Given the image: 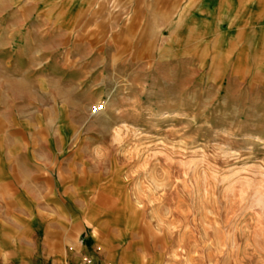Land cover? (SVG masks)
<instances>
[{
    "label": "crops",
    "instance_id": "crops-1",
    "mask_svg": "<svg viewBox=\"0 0 264 264\" xmlns=\"http://www.w3.org/2000/svg\"><path fill=\"white\" fill-rule=\"evenodd\" d=\"M107 66L245 106L264 94V0H0V264L158 262L122 172L71 121Z\"/></svg>",
    "mask_w": 264,
    "mask_h": 264
},
{
    "label": "rangeland",
    "instance_id": "rangeland-1",
    "mask_svg": "<svg viewBox=\"0 0 264 264\" xmlns=\"http://www.w3.org/2000/svg\"><path fill=\"white\" fill-rule=\"evenodd\" d=\"M99 71L102 99L71 121L89 160L122 172L156 264H264V94L237 107L140 66Z\"/></svg>",
    "mask_w": 264,
    "mask_h": 264
},
{
    "label": "bare ground",
    "instance_id": "bare-ground-1",
    "mask_svg": "<svg viewBox=\"0 0 264 264\" xmlns=\"http://www.w3.org/2000/svg\"><path fill=\"white\" fill-rule=\"evenodd\" d=\"M100 110H101V108H99V110L97 109V110H95L96 111V114H100L99 112H100Z\"/></svg>",
    "mask_w": 264,
    "mask_h": 264
}]
</instances>
